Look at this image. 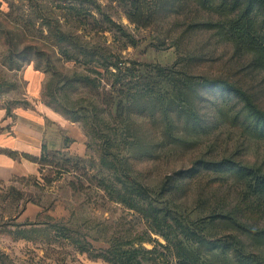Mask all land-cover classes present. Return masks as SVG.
I'll use <instances>...</instances> for the list:
<instances>
[{
    "label": "rangeland",
    "instance_id": "1",
    "mask_svg": "<svg viewBox=\"0 0 264 264\" xmlns=\"http://www.w3.org/2000/svg\"><path fill=\"white\" fill-rule=\"evenodd\" d=\"M154 2V18L141 27L127 19L129 0H0V97L5 106L10 112L11 107H44L65 119L51 101L75 108L101 103L108 76L97 63L61 54L63 47L54 35L65 33L137 68L169 69L178 76L190 75L198 84L204 78L234 82L264 110V70L252 53L227 38L208 3ZM72 9L80 14L79 21ZM73 74L98 78L101 84L95 89H61ZM196 89L195 116L186 130L180 127L182 135L146 120L145 149L152 156L145 153L141 160L126 148L107 152L118 153L122 161L126 173L121 181L131 175L155 193L169 182L170 208L205 242L234 236L264 264V198L250 188L248 171L264 173V130L248 125L242 102L231 93ZM67 128L69 136L60 146H43L36 175L0 183V213L15 207L10 188L23 194L19 209L29 200L18 218L0 226V264H112L105 258L113 246L145 250L144 264H175L174 249L151 230L150 219L99 185L101 179L122 184L117 181L119 171L99 162L100 140H91L79 122L67 120ZM246 230L263 236L255 240ZM218 253L214 250L211 262H222Z\"/></svg>",
    "mask_w": 264,
    "mask_h": 264
},
{
    "label": "trees",
    "instance_id": "2",
    "mask_svg": "<svg viewBox=\"0 0 264 264\" xmlns=\"http://www.w3.org/2000/svg\"><path fill=\"white\" fill-rule=\"evenodd\" d=\"M154 1L129 0L130 9L127 14L129 22L136 26H149L156 14L157 7ZM200 1L202 5L205 2L208 3L210 11L219 17L223 25L221 28L227 38L252 53L255 63L264 70V0ZM71 14H75L77 18L73 17L74 20L79 21L80 14L77 9H72ZM54 37L63 47L61 54L67 58H81L87 64L97 63L108 76L105 78L108 91L100 101L101 103L87 102L85 106L78 108L70 107L65 103L61 106L54 100L50 104L55 105V110L61 112L65 119L81 123L85 134L91 140H100L99 162L104 167L113 169L115 173L119 171L117 181H121L119 178L125 176V168L122 161L118 159V153L113 155L107 151L111 148L117 150L126 148L130 155L141 160L146 157L145 153L147 157L152 156L151 151L145 149L146 120L152 126L160 124L170 133L171 129H174L176 134L181 132L182 135V130H186L191 125L192 117L195 116L193 94L197 92V87H210L231 93L242 102L245 111L244 119L248 121V125L260 131L264 130V110L251 99L247 91L234 82L220 78H204L198 84L191 80L190 75L178 76L169 69L153 66H147L151 67L150 70L137 68L134 62H120L115 57L113 61L112 56L103 48H89L71 34L56 33ZM65 79L66 82L61 89L71 91L77 90L79 85L95 89L101 84L100 79L81 74H73L72 77ZM51 97L54 98L53 95ZM66 103H70L68 99ZM6 109L9 115V108ZM101 147H105V151ZM44 150L45 147L42 148V152ZM108 157L112 159L109 160ZM40 158L35 159L39 165L42 164L40 161L42 158ZM244 171L247 173L250 171V188L264 198V173L259 169H248V171L244 169ZM189 173L191 175V172ZM125 180L117 186L106 184L104 179H101L99 185L110 197L150 219L151 230L163 236L169 246L174 249L175 264H261L260 256L243 249L234 236L229 241L214 240L213 237V242L209 243L205 242L202 235L194 233L190 224L176 210L170 208L173 206V199L168 194L171 185L169 182L155 193L145 183L131 175L126 176ZM8 196L11 198L12 205H15L12 207L14 213L12 214V210L8 213L1 210L0 226L6 225L7 220L18 218L29 201L24 200L19 209L18 203L23 194L10 188ZM21 225L24 224H15V227ZM246 233L258 241L264 234V232L262 234V232L249 230H246ZM233 249L234 252H232ZM214 250L219 251L218 256L223 258L222 262H219L220 260L211 262L210 258L215 257ZM142 251L145 250L113 246L106 251L105 259L112 264H144ZM230 256L235 257L236 263L232 262Z\"/></svg>",
    "mask_w": 264,
    "mask_h": 264
},
{
    "label": "crops",
    "instance_id": "3",
    "mask_svg": "<svg viewBox=\"0 0 264 264\" xmlns=\"http://www.w3.org/2000/svg\"><path fill=\"white\" fill-rule=\"evenodd\" d=\"M6 108L5 99L0 97V183L36 175L39 165L35 159L40 157L43 146L52 142L60 146L69 136L67 120L52 110L11 107L12 117Z\"/></svg>",
    "mask_w": 264,
    "mask_h": 264
}]
</instances>
